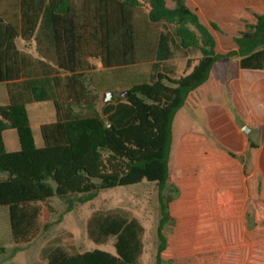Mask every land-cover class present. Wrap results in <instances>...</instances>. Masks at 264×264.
<instances>
[{"label":"trees","instance_id":"obj_1","mask_svg":"<svg viewBox=\"0 0 264 264\" xmlns=\"http://www.w3.org/2000/svg\"><path fill=\"white\" fill-rule=\"evenodd\" d=\"M144 1L0 0V85L9 94L0 106V208H8L14 244L40 233L42 203L57 198L69 213L102 191L146 181L172 192L163 198L157 264H264V197H252L256 180L264 183V123L261 144L232 127L213 144L186 132L195 124L185 117L202 115L203 90L222 94L214 82L264 71V13L248 7L235 49L217 53L187 0H171V10L167 0ZM238 1L264 8V0ZM161 24L176 25L172 33ZM178 51L188 57L179 76L167 62ZM108 92L117 96L99 108ZM43 102L55 121L40 127L38 147L28 105ZM8 130L17 151L5 147ZM242 198L250 230L237 214ZM144 231L135 218L93 214L88 236L97 245L114 237L115 253L59 245L47 264H139Z\"/></svg>","mask_w":264,"mask_h":264},{"label":"rangeland","instance_id":"obj_2","mask_svg":"<svg viewBox=\"0 0 264 264\" xmlns=\"http://www.w3.org/2000/svg\"><path fill=\"white\" fill-rule=\"evenodd\" d=\"M188 6L198 16L199 22L203 25L216 41V52L225 53L233 48L235 44L233 37L237 36L243 29L244 22L248 20L247 8L253 7L259 13H264L262 6H249L238 0H187ZM146 7L149 4L140 0ZM166 7L174 9L175 4L167 0ZM165 31L173 33L176 24H161ZM193 29V27H191ZM190 52V53H189ZM190 58H198V51H189ZM177 75H181L185 68V56L182 51L176 52ZM238 64V59L233 60ZM238 70L236 75L226 76L215 86H221L222 94L213 98L212 93L203 90V103L200 106L198 117L196 114L188 113L186 118L195 124L186 132L201 133L211 143L217 144L222 138H229L231 132H225L229 127L234 128L237 134L245 139L249 137L253 142L261 144L258 135V122L248 116L247 103L245 102V81ZM244 73H242L243 75ZM247 73H245V76ZM251 76V75H249ZM248 76V77H249ZM247 77V78H248ZM214 86V87H215ZM213 85L209 88L212 90ZM4 86L0 85V91ZM3 102H0V104ZM103 105L101 96L98 107ZM51 108V113L43 117L35 115V110ZM29 117L32 123L36 145L42 146V139L38 124L40 121L48 123L54 119V109L51 103H36L28 107ZM211 114V115H210ZM198 118V125L196 120ZM247 130L248 132H246ZM185 132V133H186ZM220 133H223L220 135ZM219 134V135H218ZM6 149L12 151L17 142V133L14 130L5 133ZM226 148V147H225ZM229 150V148H226ZM174 156L170 160V168L173 169ZM252 182V181H251ZM249 189H250V181ZM253 195L264 197V183L262 179L256 180L253 187ZM172 195L170 188L163 191L155 184L144 182L142 184L118 187L102 191L96 198L84 204H78L75 209L66 213V206L57 198L51 199L48 203H42L43 214L41 219V231L31 242L15 245L12 237L9 211L7 207L0 208V264H47V251L56 246H63L69 253H82L94 249H103L115 253V238H109L107 244H95L87 232V222L93 214L118 213L126 218L137 219L145 231L142 239L144 252L139 264H157V253L160 244L159 227L163 218V198ZM245 200L237 202V214L246 221L245 230H250V218L245 213ZM220 231L219 225L215 226V232Z\"/></svg>","mask_w":264,"mask_h":264},{"label":"crops","instance_id":"obj_3","mask_svg":"<svg viewBox=\"0 0 264 264\" xmlns=\"http://www.w3.org/2000/svg\"><path fill=\"white\" fill-rule=\"evenodd\" d=\"M187 3H188V1H187ZM17 44H18V47L20 49H25L28 52L35 54V50L32 46L28 45V48H26V46L24 45V43L22 41H18ZM170 47L172 48V50H174L172 43H170ZM233 49H235V48H233ZM176 58H177V54L175 53V56L173 58L169 59L167 62H169L171 64V66L177 67ZM187 59H188V57H185V62ZM240 72H241V74H240L241 77H244V81H245V92H244L245 93V102L247 103V107H248V110L246 111V113L248 114L249 117L254 119V121L258 122V126H260L261 124L264 123V106H263L264 105V71H249V70H241L240 69ZM242 73H244V74L242 75ZM245 73H247L246 74L247 77L249 75H251V76H249L247 78L245 76ZM3 86H4V90L0 91V102H3V103H1L0 106L7 105L9 103V94H8L7 87L5 85H3ZM105 96H106V93L104 95H102L103 103L105 102V100H104ZM116 96H117V94L115 93V97ZM43 103H48V102H43ZM49 103H51V102H49ZM34 104H36V103H32L31 105H34ZM31 105H28V107ZM52 107L54 109L53 104H52ZM50 109L49 108L37 109V110H35V115L38 117H41V116L43 117L45 114L51 113ZM28 115H29V112H28ZM29 120H30V117H29ZM54 121H55V109H54V119H53V121H50L48 123H51ZM30 124L32 127L31 120H30ZM43 124H46V123L43 121H40V123L38 124L39 131H40V127ZM32 130H33V127H32ZM8 131H10V130H8ZM5 133H4V142H5V146H6ZM14 148L15 149H13L12 151H17L20 148L18 137H17L16 144H14Z\"/></svg>","mask_w":264,"mask_h":264},{"label":"water","instance_id":"obj_4","mask_svg":"<svg viewBox=\"0 0 264 264\" xmlns=\"http://www.w3.org/2000/svg\"><path fill=\"white\" fill-rule=\"evenodd\" d=\"M128 95H129V92L128 91L120 94V96L122 98H127ZM114 99H115V93L114 92H108V93H106V96L104 98L105 102L113 101ZM110 125L111 124H108V126H110ZM245 131L248 132L247 130H245Z\"/></svg>","mask_w":264,"mask_h":264}]
</instances>
